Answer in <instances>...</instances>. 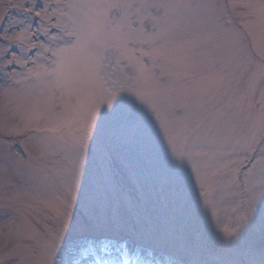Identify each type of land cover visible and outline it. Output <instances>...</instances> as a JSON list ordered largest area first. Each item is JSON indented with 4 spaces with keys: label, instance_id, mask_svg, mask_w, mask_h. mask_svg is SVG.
I'll list each match as a JSON object with an SVG mask.
<instances>
[{
    "label": "rangeland",
    "instance_id": "1",
    "mask_svg": "<svg viewBox=\"0 0 264 264\" xmlns=\"http://www.w3.org/2000/svg\"><path fill=\"white\" fill-rule=\"evenodd\" d=\"M90 258L264 264V0H0V264Z\"/></svg>",
    "mask_w": 264,
    "mask_h": 264
},
{
    "label": "bare ground",
    "instance_id": "2",
    "mask_svg": "<svg viewBox=\"0 0 264 264\" xmlns=\"http://www.w3.org/2000/svg\"><path fill=\"white\" fill-rule=\"evenodd\" d=\"M86 260H87V259H86ZM86 260H85V261H86ZM90 260H92L95 264H99L98 262H100V261H98V260H97V261H96V260H93L92 258H90ZM85 261H84V262H85ZM87 263H88V262H87Z\"/></svg>",
    "mask_w": 264,
    "mask_h": 264
}]
</instances>
